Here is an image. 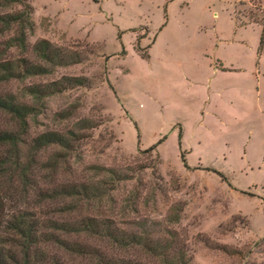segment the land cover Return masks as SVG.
<instances>
[{
	"label": "rangeland",
	"instance_id": "obj_1",
	"mask_svg": "<svg viewBox=\"0 0 264 264\" xmlns=\"http://www.w3.org/2000/svg\"><path fill=\"white\" fill-rule=\"evenodd\" d=\"M27 1L35 30L25 55L34 58L31 47L47 39L70 63L1 82L0 93L33 102L29 86L58 82L30 117L29 139L52 131L79 139L70 151L41 149L28 193L5 167L6 220L24 210L41 221L105 217L123 233L169 244L168 264L179 256L185 264H264V0ZM11 36L0 37V48ZM20 55L12 48L6 56ZM11 127L0 113V128ZM8 157L1 145L0 160ZM64 182L103 185L106 195L62 213L70 199L42 194ZM91 243L164 264L147 243Z\"/></svg>",
	"mask_w": 264,
	"mask_h": 264
},
{
	"label": "trees",
	"instance_id": "obj_2",
	"mask_svg": "<svg viewBox=\"0 0 264 264\" xmlns=\"http://www.w3.org/2000/svg\"><path fill=\"white\" fill-rule=\"evenodd\" d=\"M13 6L20 8L12 9ZM0 7L11 8L0 13V37L13 31V36L9 37L0 48V83L23 79L29 75L46 74L51 72L52 68L70 63L69 56L47 39H41L31 47L30 51L34 58L25 55L29 52L27 34L35 30L33 8L27 0H0ZM263 35L262 32L260 53L264 52ZM12 48L19 49L22 55L8 58L6 55ZM71 57L73 62L76 58ZM83 83L82 78L76 79V84ZM58 89V82L45 86L40 84L29 86L28 93L33 102H26L15 94L0 93V113L8 115L16 127L0 128V146H9V157L0 160V264H79L80 260L92 261L94 264H142L132 258L107 254L94 246L91 239L107 241L115 248L130 247L136 242L147 243L145 246L164 264H168L169 244L163 245L157 242L154 245L145 235L139 237L135 234L123 233L121 227L110 218L83 215L79 218L41 221L32 218L30 213L24 210L15 214L11 220H6L7 195L2 181L3 171L7 169L5 167L20 175L22 192L28 193L31 187L30 174L36 167L37 156L41 149L55 144L70 151L73 149V143L79 139L72 132L67 135L54 131L29 139L30 117L39 115L46 105V99L58 92ZM179 137L181 141V133ZM28 144L31 145L30 155L24 152ZM156 147L153 145L149 150H155ZM58 163L59 161L55 164V169ZM102 186L83 182H64L54 186L42 196L45 195L46 199H70V202H65L67 208H63L61 212L73 214L80 208L76 201L104 197L106 194ZM47 243L54 244L63 255L58 257V254H50L43 246ZM178 260L179 264H185L183 256H179Z\"/></svg>",
	"mask_w": 264,
	"mask_h": 264
}]
</instances>
